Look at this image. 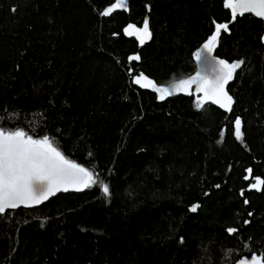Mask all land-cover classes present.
I'll use <instances>...</instances> for the list:
<instances>
[{"label":"trees","instance_id":"obj_1","mask_svg":"<svg viewBox=\"0 0 264 264\" xmlns=\"http://www.w3.org/2000/svg\"><path fill=\"white\" fill-rule=\"evenodd\" d=\"M115 2L0 0V123L55 138L111 193L93 186L0 215V264H235L264 253V185L250 187L264 179V23L230 22L223 0H127L101 14ZM145 19L141 45L124 29ZM214 20L229 22L215 56L244 61L228 85L232 112L133 82L194 75Z\"/></svg>","mask_w":264,"mask_h":264},{"label":"snow or ice","instance_id":"obj_2","mask_svg":"<svg viewBox=\"0 0 264 264\" xmlns=\"http://www.w3.org/2000/svg\"><path fill=\"white\" fill-rule=\"evenodd\" d=\"M126 7L127 0H116L101 14L108 16L117 8ZM223 7L230 10V22H235L238 16L243 17L246 13L264 21V0H223ZM212 23L214 30L205 38L199 50L193 53L198 63L203 58H211L214 61L211 74L198 70L187 79L175 80L167 87H157L152 79L140 72L133 76V82L141 88H151L158 93L160 100L184 93L195 96L194 107L197 110L211 103L226 112H232L234 99L229 94L228 85L235 78L237 70L242 67L244 61L229 62L215 56L221 32L229 31V22L218 23L214 20ZM124 32L127 35H135L141 45L152 37L147 19L144 20L142 28L129 24ZM139 59V55L129 57V61ZM129 74L132 76V70ZM193 85L195 92L192 91ZM5 118L0 116V121ZM234 135L238 140L243 139L242 121L238 116L234 121ZM223 136L224 133L221 131L218 142L223 141ZM247 171L251 174L252 170ZM261 185H264V179L257 177L250 187L260 190ZM93 186L100 187L105 197L111 195L109 185L104 183L94 171L67 158L57 146L55 138L48 135L38 137L19 127L6 129L0 123V215L22 206L25 208L38 206L61 191L67 192L70 189L82 191ZM244 203L248 201L245 200ZM198 207L199 205H193L190 210L195 212ZM227 232L236 234L238 230L229 227ZM239 264H264V253L253 254L250 259H241Z\"/></svg>","mask_w":264,"mask_h":264},{"label":"water","instance_id":"obj_3","mask_svg":"<svg viewBox=\"0 0 264 264\" xmlns=\"http://www.w3.org/2000/svg\"><path fill=\"white\" fill-rule=\"evenodd\" d=\"M229 10V9H228ZM230 11V10H229ZM246 15H251V16H253V17H255L254 15H252V14H249V13H246L244 16H246ZM239 17V16H238ZM255 18H257V17H255ZM257 19H260V18H257ZM261 20V19H260ZM262 21V20H261ZM263 23H264V21H262ZM262 42H263V44H264V35H263V38H262ZM213 66H214V61L211 59V58H209V60H208V62L206 63V65L201 69V70H203L204 72H206L207 74H211V71H212V68H213ZM78 192H81V191H75V190H69V191H67V192H64V191H61V192H58L56 195H54V196H52V197H50L47 201H49L50 199H52L53 197H55V196H57V195H60V194H66V193H78ZM47 201H44L43 203H41L40 205H38V206H34V207H30V208H25V207H20V208H18V209H15V210H19V209H26V210H31V209H35V208H38V207H40V206H42L43 204H45ZM9 211H11V210H9ZM244 258H249L250 259V257H242L241 259H244ZM240 259V260H241ZM235 264H239V260L235 263Z\"/></svg>","mask_w":264,"mask_h":264},{"label":"rangeland","instance_id":"obj_4","mask_svg":"<svg viewBox=\"0 0 264 264\" xmlns=\"http://www.w3.org/2000/svg\"><path fill=\"white\" fill-rule=\"evenodd\" d=\"M117 9H121V8H117ZM143 27V26H142ZM141 27V28H142ZM137 28V27H136ZM125 33V32H124ZM127 35V34H126ZM127 36H132L134 38L137 39V37L135 35H127ZM138 40V39H137ZM147 40V39H146ZM139 41V40H138ZM209 58H203L199 63H198V70H201L205 65L206 63L208 62ZM192 91L195 92V85L192 86Z\"/></svg>","mask_w":264,"mask_h":264}]
</instances>
